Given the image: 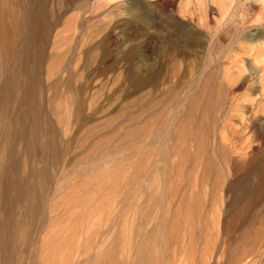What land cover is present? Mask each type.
<instances>
[{
    "label": "rangeland",
    "instance_id": "obj_1",
    "mask_svg": "<svg viewBox=\"0 0 264 264\" xmlns=\"http://www.w3.org/2000/svg\"><path fill=\"white\" fill-rule=\"evenodd\" d=\"M0 264H264V0H0Z\"/></svg>",
    "mask_w": 264,
    "mask_h": 264
}]
</instances>
